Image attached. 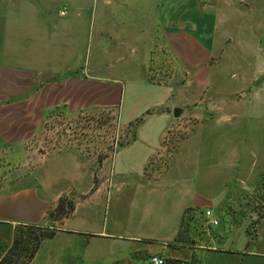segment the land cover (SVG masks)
Returning <instances> with one entry per match:
<instances>
[{
	"label": "crops",
	"instance_id": "crops-1",
	"mask_svg": "<svg viewBox=\"0 0 264 264\" xmlns=\"http://www.w3.org/2000/svg\"><path fill=\"white\" fill-rule=\"evenodd\" d=\"M13 1L5 0L6 11L23 12V15L12 21L7 18V33L13 36L8 39L7 51L0 47V162L2 171L8 170L0 183V260L14 240L16 227L50 224L48 214L62 195L58 192L50 198L45 197L36 184L14 189L15 184L21 185L31 176L25 172V160L31 154V141L46 119L58 109L72 116L102 109L116 110L125 89L122 87L121 91L117 83L107 80H88L85 70L79 71L77 63L76 66L72 63L62 66L60 52H54L55 46L49 50L41 38V33H45L46 21L42 20L46 16L45 7L25 3L10 5ZM217 1L212 6L208 0H143L147 12L143 18L148 29L149 68L151 70L156 61L160 65L157 76L161 71H168L170 78L167 83L158 80L156 75L150 79L149 70L147 79L134 84L147 83L156 90L175 91L173 85L178 87L179 78H183L181 90L196 96L219 83L212 76L235 71L241 81L233 90L232 110L219 111L215 116L211 114L209 121L216 129L232 127L237 131L235 135L243 132L249 136V142L241 143L237 135V143H231L225 155L230 157L227 161L231 169L238 172L239 165L244 163L242 157H250V171L253 174L258 169L260 179L264 175V26L254 32L252 16H249V12L256 10L253 0ZM257 1L264 9V0ZM221 44L217 59L213 52ZM189 103L187 107L192 108L187 115L195 118L196 125L176 144L170 161L157 175H148L150 162H155L160 154L155 137L140 135L124 148H133L139 142L144 144L143 176L148 180L132 183V186L146 196H127L122 205L128 212L120 210L115 214L111 231L105 226L99 228L98 219L90 214L75 220L76 207L56 226V235L42 242L30 264H151L153 256L190 260L193 250L171 244L179 232L183 213L193 207L200 213L213 209L223 213L228 200L223 191L218 196L213 192L209 195L204 192L205 183L199 185L202 181L197 172L203 168L196 169V161L210 152H222L199 147L197 131L208 120L199 114L202 100L198 102L196 98ZM164 104L163 100H155L148 111ZM138 113L133 112L129 119ZM160 116L165 115L154 112L147 120ZM118 120L122 124L119 113ZM244 122L248 124L243 126ZM18 163L23 169L15 176ZM104 168L105 162L101 169ZM247 178H236V181L243 186ZM144 206L147 208H142ZM213 218L219 226V219L214 214ZM258 218L254 224L256 239L249 235L252 231L249 232L250 227L242 221L232 224L231 229L237 232L235 237L223 239L217 234L210 238V246H195L197 256L203 264H264V217ZM72 220H75V227L68 226ZM117 240L129 245L126 247L129 259L101 261L109 252L105 243ZM154 241H161L162 245L152 252ZM218 243L224 245L218 247ZM143 253H147L148 263H137L135 258L143 257Z\"/></svg>",
	"mask_w": 264,
	"mask_h": 264
},
{
	"label": "rangeland",
	"instance_id": "rangeland-1",
	"mask_svg": "<svg viewBox=\"0 0 264 264\" xmlns=\"http://www.w3.org/2000/svg\"><path fill=\"white\" fill-rule=\"evenodd\" d=\"M216 2L218 1L208 0V4L212 6ZM251 2L256 4L254 5L256 10L249 12V16H252L254 32H257V28L264 26V9L260 7L259 1ZM23 3L45 7L46 16L42 17V20L46 21L45 33H41V38L46 41L49 50L55 46L54 52H60L62 56L59 58L63 60L59 62H62V66L70 63L76 66L77 63L79 71L85 70L88 80L96 79L97 82L107 80L110 83H117L121 91L122 87L125 88L116 110H95L75 116L62 109L55 110L31 141L29 145L31 154L25 160L27 163L25 172H29L31 176L21 182V185L15 184L14 189L36 184L40 194L48 198L61 192L60 199L51 210L54 212L62 202L63 208L57 214L59 219L48 225L54 227L59 225L66 218L64 216L68 212L69 203H72L75 208L77 207L75 220L78 221L90 214L98 219L99 228L105 226L111 231L114 227L115 214L120 210L128 212L122 205L124 199L127 196H146V193L137 190L132 183L148 180L143 176L144 144L139 142L126 150L124 148L127 145L118 148L119 144L130 142L135 133L136 137L140 135L155 137L158 147L160 146V154L155 162H150L148 175L152 173L157 175L170 161L176 144L196 125L195 118L187 115L192 108L187 105L197 98L198 102L202 100L203 104L200 105L199 114L206 116L208 120L197 131L199 147L212 151L220 149L222 152V154L210 152L206 156H200V161H196L195 168H203L197 172L202 181L199 185L205 183L204 192L209 195L213 192L218 196L217 194L223 191L228 201L224 204L225 212L212 210L220 221L219 226L209 225L203 216L195 215L198 230H193L190 234L194 243L192 246L208 247L211 245L210 238L217 234L220 238L231 239L237 233L231 229L232 224L237 225L242 221L248 224L249 232L252 231L251 237L256 239L255 220L260 216L258 219L264 217V175L259 179L258 169L252 174L250 157L246 156L242 157L244 163L239 165V172L236 169L232 170L230 162L227 161L230 157L225 155V151L231 148V143H237V135L241 143L249 142V136L243 135V132L235 135L237 131L232 127L216 129L209 121L210 116H215L219 111L232 110L230 101L235 98L234 91L241 81V76L232 70L223 71L219 76H212L219 83L212 84L206 93L202 92L196 96L188 90L186 92L181 90L183 78H179L178 87L176 84L173 85L175 91L165 88L156 90L147 83L142 86L135 85V82L147 79L150 70V53L146 48L148 29L143 18L147 12L144 10L143 0H14L10 5ZM6 6L5 0H0V47L4 52L7 51L8 39L13 36L7 33V18L12 21L23 15V12L6 11ZM262 44L264 47V41ZM232 46H235L234 43ZM221 47L222 44L217 45L213 52L217 59L220 57ZM159 67L155 61L150 70V79L156 75L158 80L167 83L170 73L161 71L160 76H157ZM155 100H163L165 104L155 107L154 111L151 109L148 111L150 108L148 106ZM177 108L184 109L185 115L176 119L174 112ZM133 112L138 115L129 119ZM148 112L165 116L147 120L151 115L147 114ZM118 113L122 124L118 120ZM140 118L144 121L137 130L129 127ZM247 124L244 122L242 125ZM104 162L105 168L102 170ZM78 164L81 167H78ZM151 165L154 167L151 168ZM17 167L18 169L14 170L17 171L14 172L15 176L23 169L19 163ZM7 171H2L0 162V183ZM236 178H247V181L242 186ZM195 182L198 183L199 179ZM77 201L79 203H76ZM134 212L138 214V211ZM75 220L68 226L75 227L73 224ZM139 238L142 241V237ZM153 244L150 249L152 252L160 249L162 245L161 241H154ZM105 245H108L109 252L105 253L101 261L129 259L126 249L129 245L122 240L106 242ZM220 245L224 244L218 243L217 246ZM135 259L137 263H148L147 253Z\"/></svg>",
	"mask_w": 264,
	"mask_h": 264
},
{
	"label": "trees",
	"instance_id": "trees-1",
	"mask_svg": "<svg viewBox=\"0 0 264 264\" xmlns=\"http://www.w3.org/2000/svg\"><path fill=\"white\" fill-rule=\"evenodd\" d=\"M147 114H151V112H148ZM143 121V118H140L136 121V123H132L129 127L134 129L136 128L137 130L138 126L142 124ZM135 140L136 133L134 134L130 142L126 144H119L118 148L124 147ZM61 204L62 202L59 203L57 209L54 212H49L48 218L50 224L51 222H55L57 219H59L57 218V214L63 208V205ZM74 210V204L69 203L68 212H66V216H64V218L72 214ZM196 214L204 217V213H200L199 210L194 207L188 208L183 213L179 232L174 241L171 243L172 245L188 247L193 250V254L190 260L167 258L166 264H203L202 260L197 256L194 246H192V244L194 243L192 241V236L190 235L193 230H198L195 219ZM57 232V228L52 225H24L16 227L14 240L11 246L6 249L4 256L0 260V264H30V262L35 258L42 242L48 239H52Z\"/></svg>",
	"mask_w": 264,
	"mask_h": 264
},
{
	"label": "built area",
	"instance_id": "built-area-1",
	"mask_svg": "<svg viewBox=\"0 0 264 264\" xmlns=\"http://www.w3.org/2000/svg\"><path fill=\"white\" fill-rule=\"evenodd\" d=\"M204 217L209 225H218V221L213 218V213L210 210L205 211ZM150 262L151 264H166V260L158 256L151 257Z\"/></svg>",
	"mask_w": 264,
	"mask_h": 264
},
{
	"label": "water",
	"instance_id": "water-1",
	"mask_svg": "<svg viewBox=\"0 0 264 264\" xmlns=\"http://www.w3.org/2000/svg\"><path fill=\"white\" fill-rule=\"evenodd\" d=\"M183 112H184V109H180V108L175 109L174 117H175L176 119L179 118V117H181L182 114H183Z\"/></svg>",
	"mask_w": 264,
	"mask_h": 264
}]
</instances>
